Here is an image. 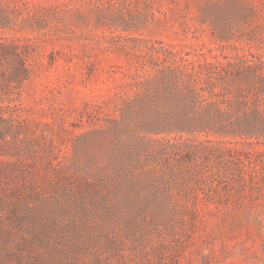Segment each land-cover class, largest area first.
Masks as SVG:
<instances>
[{
    "label": "rangeland",
    "instance_id": "obj_1",
    "mask_svg": "<svg viewBox=\"0 0 264 264\" xmlns=\"http://www.w3.org/2000/svg\"><path fill=\"white\" fill-rule=\"evenodd\" d=\"M0 264H264V0H0Z\"/></svg>",
    "mask_w": 264,
    "mask_h": 264
},
{
    "label": "trees",
    "instance_id": "obj_2",
    "mask_svg": "<svg viewBox=\"0 0 264 264\" xmlns=\"http://www.w3.org/2000/svg\"><path fill=\"white\" fill-rule=\"evenodd\" d=\"M207 67H209L211 73L216 72L215 70H213L212 65H208ZM191 92L192 93H191L189 99H199L200 98L198 92L195 89H192Z\"/></svg>",
    "mask_w": 264,
    "mask_h": 264
}]
</instances>
